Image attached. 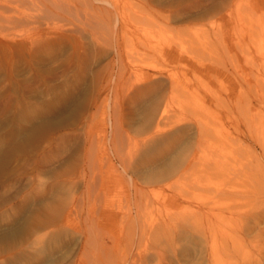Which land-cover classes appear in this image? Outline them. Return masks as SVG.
Instances as JSON below:
<instances>
[{
  "label": "rangeland",
  "instance_id": "rangeland-1",
  "mask_svg": "<svg viewBox=\"0 0 264 264\" xmlns=\"http://www.w3.org/2000/svg\"><path fill=\"white\" fill-rule=\"evenodd\" d=\"M118 1L132 14L122 45L136 71L123 73L112 45L69 67L66 34L39 56L0 46V264H78L88 216L98 262L167 244L172 218L192 226L175 244L182 264H264V0ZM147 71L165 84L141 94L132 80ZM160 119L173 125L147 141ZM195 157L179 185L163 186ZM88 165L99 176L89 183ZM133 184L150 189L137 208Z\"/></svg>",
  "mask_w": 264,
  "mask_h": 264
},
{
  "label": "bare ground",
  "instance_id": "bare-ground-1",
  "mask_svg": "<svg viewBox=\"0 0 264 264\" xmlns=\"http://www.w3.org/2000/svg\"><path fill=\"white\" fill-rule=\"evenodd\" d=\"M145 1H148V0H145ZM101 2H102L101 3L102 5L95 6L96 3L93 0H0V44H1L0 46H4L5 48L6 47L10 48L11 49L10 53H12L15 48L21 47V48L28 50L30 54L39 56L45 53V51L48 48H51L53 45H55L54 40H53L55 36L66 34L69 37L72 36L73 37L72 39L74 40V50L72 49L73 55L69 59V63H68L69 67H72L75 65L78 68L77 70L80 72L81 68L83 67L81 64L87 62L89 59L97 56L98 54L104 52L105 48L112 45L113 49L116 52V56L120 60V63L121 61L123 63L120 68L123 70V73L128 72L129 68L131 71H136L138 68L134 66L130 67L131 65L128 66L129 64L127 65L128 67L124 65V58H123L124 53H123V45H122V40H125L127 38L128 32L131 33V30L129 31L128 25H129L130 20H132V14H128V12H126L125 10L126 7L122 8L123 6H120V3H118L119 2L118 0H115L113 4H112L113 1H111L110 3L109 0H102ZM104 3L105 4L110 3L113 6V9H109ZM112 14L117 16L114 28H112L110 24ZM149 47H152V49L154 48V46H152V44L150 45V43H149V46H147V48ZM152 49L149 48L147 50L152 51ZM166 54H167L166 56L168 57L169 53H166ZM115 67H116V63H114L113 61H111L110 64H108V69H111L112 71L111 73H113L112 69H114ZM160 73H163V71H159V74ZM159 74L156 72H151V71L142 72V74H140L138 78L132 80L133 81L132 83L140 88L141 94L146 93L148 91H156L165 84V82L161 79L162 77H160L162 74L160 75ZM109 78H111V76ZM161 120L162 119H160L156 123L154 131L151 132L148 136H145V137H148L146 139L147 141L151 138H154L157 134L167 130L166 128H169L170 125H173L172 124L173 121L163 120L162 122ZM66 139L67 137L66 135H64L60 137V142L64 144V142H67ZM117 142H120V141H117ZM117 142H115L114 144L116 145ZM199 142L201 143V141ZM137 145L135 146V148L137 147ZM91 150L87 152L88 155H89V152L91 154ZM134 153H136V149H131V151H129V153H127L126 156L125 155H123L124 157L121 156L122 170L125 171V174L131 168V164H132L131 158ZM117 154H118V151H117ZM195 160H196V157L193 160H189L187 165L179 169L178 172H175L174 178L171 181L165 182L163 186L173 189L175 188L176 185H179L187 177L191 169L195 166L194 164ZM90 161L92 162V160ZM91 167L93 169V166H90L88 169H87V166H84L82 167L83 170L82 169H81L82 171L80 170L82 176L85 177V179L86 178L88 179V181L86 179L87 183L90 182L92 178V173L95 172V170L93 172ZM111 167H114L112 172L115 173L117 176H120L119 175L120 169H118V167L116 168V166H113V165H111ZM111 170L112 169H110V171ZM89 172H92L91 175L89 174ZM96 173L97 172H95V174ZM95 176H96L95 178H99L98 174H96ZM133 189H134L133 198L132 197L131 198L133 199L134 205L137 208L141 203L140 201L143 200L144 197L147 198L148 193H150V189L148 188L144 189L143 187L138 188L136 184H133ZM139 216L140 214H138L136 217L139 218ZM206 216L209 217L208 214H206ZM67 217L68 218L65 219V222L66 220L70 222L72 219L71 216L67 215ZM216 217H218V215H216ZM79 219L81 220V218ZM86 219H87V222H85V226H84L85 230H84V241H83L84 251L82 252L83 254H81L80 256V261L78 264H89L88 263L89 260H92L93 262L96 261L97 262L96 264H176L175 262L176 260L178 264H182L178 257L179 253L176 250L178 247L175 244L179 240L181 241L184 240L185 242L186 239H188L190 236L189 232L191 230L189 228L192 227L190 225H189L190 227H187L184 221H182L183 223H181L176 220L173 221V219L170 218L168 220H165L164 225L162 226L164 227L162 232H164L163 235L165 236V240L167 244L160 246L161 244L160 242V244L157 243V245H155L157 247H154L153 245H152L153 247H145V246L141 247L140 245L130 244L129 246H127L126 250L125 249L123 250V252L119 250L121 251L119 252L120 253L119 256H118V252L116 253L117 248L111 249L112 255L110 253V250L107 252V250L105 249L106 250L105 253L108 254V258L106 260L99 261L100 262L99 263L98 260L95 259V254L93 255V258H91L92 248L90 249L92 245L95 246L94 243H98L97 241L99 240V232H98L99 230L95 227L96 221L94 218H92V216H88V218ZM69 222H66V223H69ZM194 225H195V222H194ZM205 225L201 227L207 228ZM207 225L208 227H210L211 226L210 222H208ZM155 227L154 228L152 227V229L149 230L150 233L155 232ZM196 230H194V227H193V231H196ZM202 231H204V229ZM205 232L207 231L205 230ZM152 235L154 236V234ZM161 236L162 235H160V238H163V236L162 237ZM149 239L150 238H148V240ZM139 241H140V237H139ZM139 243H141V241ZM163 243L164 242H162V244ZM101 246H103V244H101ZM97 248H95L96 251H98ZM201 251L202 250H200V252ZM97 253L100 254L99 252ZM98 256L99 255H96L97 259H98ZM210 256H211V253H210ZM114 260H116V262H114ZM92 261H91V264H92ZM255 262L254 264H256ZM189 263L191 262H186L185 264H189ZM202 264H205V262ZM206 264H251V262L249 261V262H242V263H237V262L233 263V262H227L223 260L219 261L218 258H215L214 260L213 258L210 259L209 257V261H207Z\"/></svg>",
  "mask_w": 264,
  "mask_h": 264
}]
</instances>
